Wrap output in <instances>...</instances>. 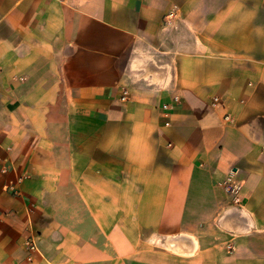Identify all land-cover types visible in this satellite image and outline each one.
<instances>
[{
	"label": "crops",
	"instance_id": "0c3cea01",
	"mask_svg": "<svg viewBox=\"0 0 264 264\" xmlns=\"http://www.w3.org/2000/svg\"><path fill=\"white\" fill-rule=\"evenodd\" d=\"M0 264H264V0H0Z\"/></svg>",
	"mask_w": 264,
	"mask_h": 264
},
{
	"label": "built area",
	"instance_id": "2783aa9c",
	"mask_svg": "<svg viewBox=\"0 0 264 264\" xmlns=\"http://www.w3.org/2000/svg\"><path fill=\"white\" fill-rule=\"evenodd\" d=\"M170 17H173V14H171ZM126 97H127V92H125L123 100H126ZM173 101H174V103H179V98H174ZM217 101H218V99H215L214 106L217 105ZM164 109L167 111L166 114L168 115L169 111L171 110V106L170 105H164ZM28 248L32 252L37 251V247H36V244L34 242H28ZM31 259L32 258H29V260H31Z\"/></svg>",
	"mask_w": 264,
	"mask_h": 264
}]
</instances>
